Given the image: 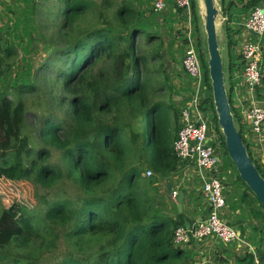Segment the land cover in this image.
Here are the masks:
<instances>
[{
	"label": "trees",
	"instance_id": "1",
	"mask_svg": "<svg viewBox=\"0 0 264 264\" xmlns=\"http://www.w3.org/2000/svg\"><path fill=\"white\" fill-rule=\"evenodd\" d=\"M43 1L54 10L38 15L50 19L55 36L44 37L49 57L36 71L35 83L11 84L9 59L17 53L12 46L2 49L6 42L0 36V179L19 168L20 179L42 190L35 211L21 212L23 221L9 208L0 211V264H186L187 256L173 243L182 224L156 207L152 179L181 165L173 143L185 104L179 111L166 86L163 40L144 25L138 0ZM262 2H220L227 81L235 61L239 72L243 66L230 24L237 23V13ZM191 21L198 31L196 0H191ZM154 41L149 52L141 51V42ZM196 42L209 88L200 106L211 112L230 161L213 105L205 36ZM162 91L166 99H158ZM34 92L38 102L32 109L25 96ZM263 95L264 78L254 99L264 101ZM229 100L247 147L240 112L230 95ZM253 162L264 178V169ZM148 170L153 177L142 175ZM237 178L245 188L240 200L257 223L255 255L262 263L264 210ZM243 261L254 264L253 254Z\"/></svg>",
	"mask_w": 264,
	"mask_h": 264
},
{
	"label": "rangeland",
	"instance_id": "2",
	"mask_svg": "<svg viewBox=\"0 0 264 264\" xmlns=\"http://www.w3.org/2000/svg\"><path fill=\"white\" fill-rule=\"evenodd\" d=\"M196 1L199 4L202 0ZM224 1L229 3L232 0ZM220 2L221 0H217L218 8ZM262 3H264V0ZM136 4L137 8L141 12V19H143L144 25L164 42L166 58L172 62V68L167 70L168 79L166 86L171 88L170 92L172 103L176 104L175 107H177L180 111L185 102L190 100L194 89L196 90V86L193 85L192 80L181 67V59L188 43L186 36L187 33L191 32L193 40L199 38L203 43V24L198 22L199 29L197 31L195 30L196 26H194L193 21H191V15L189 16V12L187 11L178 10L175 7L171 8V6L167 10L155 12L152 10V0H138ZM226 6L228 5L225 4V7ZM53 7L54 6L51 2H44L43 0H0V36L6 42L4 45L1 40V48L3 49L5 46H12L17 53V56L14 55L9 59V61H11V65L8 72V79L11 80V84L27 85L31 81L32 83H35L36 71L48 60L49 49L43 43L44 37L52 40L55 33L50 27V19L46 16L40 17L38 13H43L45 10L53 12ZM250 12L251 11L248 10L237 13V23L235 22L230 24L231 32L234 31L233 35H236V32L239 33L235 37L238 45L235 46L234 50L237 54H240L239 52L242 49V45L245 42V39H247V35L244 31V23L250 15ZM222 16L223 15L220 11V15L217 18V33L220 38V49L224 63V78L227 85L228 81L226 80V74L228 55L226 52V41L224 35L226 18ZM261 42L263 47L262 68L264 75V37L261 39ZM54 43L55 42L51 41V48L54 47ZM155 43L156 42L154 41L148 46H145V44L141 42V51L149 52ZM3 83V79H0V86ZM200 93H203L202 99H204L206 95H209V88L206 82L204 86L201 87ZM35 96V92L25 96L27 106L29 108H35V104L38 102ZM158 99H166V95H164L163 91L159 93ZM239 99H243V105L245 104L246 106L248 105V101H250L244 92V88L241 90ZM43 104L45 106V102H43ZM235 109L238 110L237 108ZM27 126L29 128H33V125L29 123ZM242 136L244 137V132H242ZM55 159L56 158H54V160ZM221 159L223 160L221 163L222 173L220 174L219 171V175L223 176V180L221 179L223 186L229 189L227 199L231 202L230 204L232 207L238 206L241 208V215H243L244 218H249L250 214L246 206L240 200L241 194L245 192V188L237 178L235 169L228 160L227 156H224V158L222 157ZM181 170L179 169L175 173L168 174L164 178H160V180H155L153 174L149 176V178L153 177L155 204L156 207L161 209V211L162 209H169L166 205L168 193L172 195L173 192L176 191H191L195 194L197 191L195 192L194 190L199 187L201 188L202 186L203 182L198 177L197 170L194 173H192L194 170L193 167H191L190 170H187V172L185 170ZM20 172L21 170L19 168L11 169L7 178L0 179V211L4 207L9 208L16 219L23 221L21 212L27 211L31 213L35 211V208L38 207V196L42 194V190L35 187V185L20 179ZM142 175L148 177L146 173ZM230 193L233 196L230 195ZM223 195H226L225 189L223 190ZM194 196L200 203V198L197 194ZM171 210H173V208ZM229 214L232 217L234 216L231 213ZM179 249L182 250L181 248ZM244 254L246 255L247 253ZM204 255H202V257H204ZM185 256L187 255L185 254ZM193 257H196L197 261L200 260L197 254H193L189 257V261H194V259H192Z\"/></svg>",
	"mask_w": 264,
	"mask_h": 264
},
{
	"label": "built area",
	"instance_id": "3",
	"mask_svg": "<svg viewBox=\"0 0 264 264\" xmlns=\"http://www.w3.org/2000/svg\"><path fill=\"white\" fill-rule=\"evenodd\" d=\"M170 6L189 12L191 0H152V10L161 12ZM244 31L247 39L242 45L240 55L243 66L240 70V82L244 86L247 95L248 105H243V99H239L238 110L241 115L242 124L247 127L244 138L248 139L250 134L256 137V145L252 158L264 169V101L254 99V92L257 86L262 83L263 68L262 55L263 47L261 39L264 36V3L253 8L244 23ZM188 39L181 67L192 80L196 90L185 107L180 111V128L173 143V151L180 161V169L197 170L198 177L203 182L201 195L208 204V214L204 219L197 220L193 224L177 227L173 234L175 247L182 248L192 242L202 241L206 238H216L223 244L240 242L247 248V252L253 254L254 264L261 263L254 254V248L246 246L241 240L240 234L235 227L227 223L222 217V210L226 207L224 186L221 181L223 176L219 175L221 163L224 158V147L218 138L214 128L211 112L204 110L201 105L202 95L200 89L205 84V71L202 66L201 57L197 49L196 40L192 39L191 32L187 33ZM194 88V87H192ZM245 107V108H243ZM249 136V137H248ZM147 176L152 172L147 171ZM176 193L173 192V195ZM189 264H207L204 260L190 262Z\"/></svg>",
	"mask_w": 264,
	"mask_h": 264
},
{
	"label": "water",
	"instance_id": "4",
	"mask_svg": "<svg viewBox=\"0 0 264 264\" xmlns=\"http://www.w3.org/2000/svg\"><path fill=\"white\" fill-rule=\"evenodd\" d=\"M198 6L205 36L212 100L217 116V124L224 137L226 152L239 178L249 188L264 210V178L250 157L241 134L235 125L225 83L223 56L220 49V38L217 33V18L220 15V6L218 8L217 0H202ZM161 58L164 63V70L167 71L172 68V62L166 58L165 50L161 52ZM174 200L178 212H181L183 192H177Z\"/></svg>",
	"mask_w": 264,
	"mask_h": 264
},
{
	"label": "crops",
	"instance_id": "5",
	"mask_svg": "<svg viewBox=\"0 0 264 264\" xmlns=\"http://www.w3.org/2000/svg\"><path fill=\"white\" fill-rule=\"evenodd\" d=\"M234 37H236V35H234ZM236 65L237 62L235 61V65L232 68H230V70H228L230 71L229 73L230 75H232V78H230V81L228 79V84H227L228 90L230 91L229 95L234 108L239 106L238 105L239 96L241 94L242 88H244V86L240 82V78H239L240 73L238 69L235 68ZM239 108L240 107H238V109ZM240 122L242 125V130L245 133L247 131V127L244 124H242L241 118H240ZM245 140L249 152H252L254 154V148L257 141L256 137L250 134V137ZM187 170L185 171L187 172ZM194 172L195 171L193 170L192 173ZM224 189L226 192L225 195L226 207L222 210L221 217L227 223H229L230 225H232L237 229V231L240 234L241 240H243L246 246H250L251 248H254L255 250L254 254H255L257 247L259 245V238H260L259 232L257 230V223L250 215L249 218H244V216L241 215L242 210L240 207L231 206L230 204L231 202H229L227 199L228 197L227 195L229 194V189L227 187H224ZM194 191L195 192L197 191L195 194H197V196L200 198V203L198 202V200H196V197L194 196L195 194L193 192L191 191L183 192L181 212H178L177 210V205L174 200L175 195L173 194L171 195L168 193L166 205L169 209L167 210L162 209L163 215L169 216L170 218L180 221L182 225L193 224L197 220L204 219L208 214V209H209L208 204L202 198L200 187L198 189H195ZM230 195L232 194L230 193ZM172 208L173 210H171ZM229 213L233 214L234 216L233 217L230 216ZM181 249L187 255L188 260L186 264H189L191 262L189 261L190 259L189 257H191V255L193 254H197L200 260L201 261L204 260L207 264H246L243 261V258L245 257L244 253L250 254L249 252H247L248 251L247 248L244 245H242L240 242H235L230 245L223 244L220 241H218L216 238H212V237L206 238L202 241L192 242L191 244H188L187 246H184ZM202 255H204V257H202ZM255 256L257 257V255ZM192 259H194V261L192 262L197 261L196 257H193Z\"/></svg>",
	"mask_w": 264,
	"mask_h": 264
},
{
	"label": "bare ground",
	"instance_id": "6",
	"mask_svg": "<svg viewBox=\"0 0 264 264\" xmlns=\"http://www.w3.org/2000/svg\"><path fill=\"white\" fill-rule=\"evenodd\" d=\"M148 37V36H147Z\"/></svg>",
	"mask_w": 264,
	"mask_h": 264
},
{
	"label": "clouds",
	"instance_id": "7",
	"mask_svg": "<svg viewBox=\"0 0 264 264\" xmlns=\"http://www.w3.org/2000/svg\"><path fill=\"white\" fill-rule=\"evenodd\" d=\"M249 150V149H248Z\"/></svg>",
	"mask_w": 264,
	"mask_h": 264
}]
</instances>
